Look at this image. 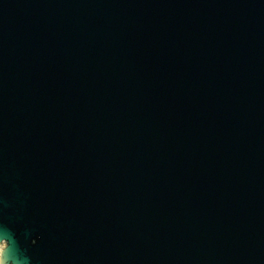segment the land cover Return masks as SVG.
Instances as JSON below:
<instances>
[{
    "label": "water",
    "instance_id": "95a60500",
    "mask_svg": "<svg viewBox=\"0 0 264 264\" xmlns=\"http://www.w3.org/2000/svg\"><path fill=\"white\" fill-rule=\"evenodd\" d=\"M0 264H264V0H0Z\"/></svg>",
    "mask_w": 264,
    "mask_h": 264
},
{
    "label": "rangeland",
    "instance_id": "374dc122",
    "mask_svg": "<svg viewBox=\"0 0 264 264\" xmlns=\"http://www.w3.org/2000/svg\"><path fill=\"white\" fill-rule=\"evenodd\" d=\"M0 246L4 248L5 245L4 244H1Z\"/></svg>",
    "mask_w": 264,
    "mask_h": 264
},
{
    "label": "bare ground",
    "instance_id": "6f19581e",
    "mask_svg": "<svg viewBox=\"0 0 264 264\" xmlns=\"http://www.w3.org/2000/svg\"><path fill=\"white\" fill-rule=\"evenodd\" d=\"M1 249H3V248L1 247Z\"/></svg>",
    "mask_w": 264,
    "mask_h": 264
}]
</instances>
